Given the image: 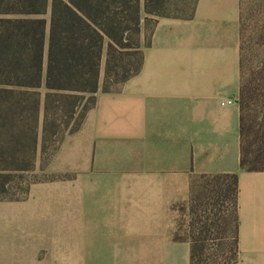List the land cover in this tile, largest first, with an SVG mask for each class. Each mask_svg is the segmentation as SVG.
<instances>
[{
    "label": "crops",
    "instance_id": "0c3cea01",
    "mask_svg": "<svg viewBox=\"0 0 264 264\" xmlns=\"http://www.w3.org/2000/svg\"><path fill=\"white\" fill-rule=\"evenodd\" d=\"M239 22L240 0L158 20L139 74L99 93L48 165L64 178L0 206V262L189 264L175 235L193 178L237 174L239 264H264V172L239 167Z\"/></svg>",
    "mask_w": 264,
    "mask_h": 264
},
{
    "label": "trees",
    "instance_id": "16d2710c",
    "mask_svg": "<svg viewBox=\"0 0 264 264\" xmlns=\"http://www.w3.org/2000/svg\"><path fill=\"white\" fill-rule=\"evenodd\" d=\"M197 2L0 0V201H24L31 185L64 178L26 183L37 154L47 168L65 137L80 130L99 93H116L139 74L158 20H191ZM250 17L258 21L264 47V0H240L239 167L252 173L264 172V64L262 85L242 80ZM143 23L151 24L145 42ZM257 97L263 110L249 119ZM196 178L189 201L179 206L186 221L178 224L175 240L189 243V264H239L238 175Z\"/></svg>",
    "mask_w": 264,
    "mask_h": 264
},
{
    "label": "rangeland",
    "instance_id": "374dc122",
    "mask_svg": "<svg viewBox=\"0 0 264 264\" xmlns=\"http://www.w3.org/2000/svg\"><path fill=\"white\" fill-rule=\"evenodd\" d=\"M174 16L177 17H184L186 14H174ZM50 17V12L48 10L47 14L45 15V18L47 21H49ZM248 30L245 32L244 40L247 39L246 43V48L243 51V72H242V80L245 81H250L254 87H256L259 84L262 83V77L260 76V69L262 68L264 64V47H261L258 45V21L257 19H254L253 17H250L248 20ZM143 28V41L147 39L149 35V30L151 28V24H142ZM102 76H103V71H102ZM44 90H40L41 97L44 95ZM263 104L260 99V97L255 98V101L253 102V108L252 112L248 114V118L252 119L253 116L255 117L257 114H259L263 109ZM264 108V107H263ZM41 120H42V114H41ZM44 159L41 158L40 154H37L36 158V163L34 167V172L30 175H26V183H33V182H41V181H48L51 180L55 174L49 173L47 171V168L43 167V161ZM193 180L199 184L198 178H193ZM16 181V180H15ZM15 187L17 186L20 188L22 186V183L17 185H14ZM9 198V196L7 197ZM7 200V199H6ZM23 201L20 202H13V201H5V199H2L0 201V206H7V205H12V204H17V203H22ZM6 216V215H5ZM186 221V217L181 213V217L178 223H183ZM7 234V231L5 232ZM25 262L23 261H16V262H9L5 261L4 264H24ZM47 263V262H45ZM86 263V262H84ZM182 263V262H178ZM0 264H3V262H0ZM95 264H124L123 262H95ZM126 264V263H125ZM127 264H135V262H127Z\"/></svg>",
    "mask_w": 264,
    "mask_h": 264
},
{
    "label": "built area",
    "instance_id": "2783aa9c",
    "mask_svg": "<svg viewBox=\"0 0 264 264\" xmlns=\"http://www.w3.org/2000/svg\"><path fill=\"white\" fill-rule=\"evenodd\" d=\"M234 103H235V100L231 99V100L226 101L225 103H222V105H223V106H224V105H232V104H234Z\"/></svg>",
    "mask_w": 264,
    "mask_h": 264
}]
</instances>
